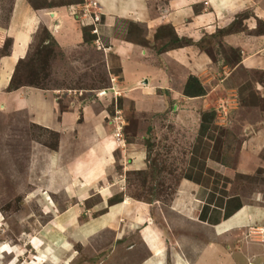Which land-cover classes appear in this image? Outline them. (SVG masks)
Returning <instances> with one entry per match:
<instances>
[{"label": "rangeland", "instance_id": "1", "mask_svg": "<svg viewBox=\"0 0 264 264\" xmlns=\"http://www.w3.org/2000/svg\"><path fill=\"white\" fill-rule=\"evenodd\" d=\"M11 1L0 0V26ZM28 2L52 7L82 0ZM93 6L79 5L77 19L81 28L90 27L92 41L64 54L40 30L8 80L51 101L56 122L61 114L72 112L74 118L54 131L32 115L29 103L15 111L0 105V264H139L156 247V229L164 243L161 264H264V73L237 70L210 77L206 107L177 101L178 108L168 103L166 92L122 82ZM165 40L145 46L160 54L156 50ZM205 43L210 57L229 70L236 52ZM9 46L0 36V56ZM49 46L47 52L39 49ZM160 63L146 59L142 70ZM165 66L173 82L180 71ZM209 111L213 122L200 137V115ZM59 136L64 140L58 154ZM73 136H113L116 148L98 154L105 157L97 163L98 178H91L98 157L84 155L92 142L83 151L85 144L77 148V159ZM225 147L228 168L213 160L216 154L223 159ZM185 174L198 184L184 180ZM211 194L214 217L222 215L217 200L237 197L251 208L252 220L237 227L242 214L216 225L200 222V208ZM113 197L125 207L111 209L120 204L108 206Z\"/></svg>", "mask_w": 264, "mask_h": 264}, {"label": "crops", "instance_id": "2", "mask_svg": "<svg viewBox=\"0 0 264 264\" xmlns=\"http://www.w3.org/2000/svg\"><path fill=\"white\" fill-rule=\"evenodd\" d=\"M89 2L102 17L101 32L106 41V48L117 57L122 82L131 86L142 82L152 87L154 91L158 89L166 92L169 104L177 106L175 102L179 101L181 104L189 103L190 106L199 103V109L200 104L202 108L206 107L203 104L205 96L197 98L182 96V86L188 75L195 77L207 93V87L210 88L212 84L210 77L220 78L225 75L224 72L228 75L237 70L264 73V0H82V3L73 2L52 7H32L28 0H12L5 25L0 26V36L8 39L10 45L7 53L0 56V105L3 110H23L29 103L32 115L37 114V120L54 131L57 124L74 118L72 112L65 116L61 114L56 122L52 115V102H48L47 98L39 100L38 94L35 93L37 91L20 87L7 93L6 88L15 64L27 56L38 31L44 29L54 41L56 48L64 54L81 44L80 28L83 24L77 21L80 14L78 6ZM127 21L144 27V40L147 42L153 41L156 28L165 25L172 29L176 37L189 40L191 45L153 55L151 49H147L149 47L126 42L119 37L120 34L124 36L126 25L123 22ZM222 30H225L222 36L213 37L215 32ZM207 38L236 52L235 61L229 65V70H225L228 66L221 60H212L195 46L201 39ZM151 58H157L161 62L160 65L156 68L148 65L149 72L143 71L141 64L145 66V60ZM167 64L174 65L180 71L179 77L173 82L172 78H166V70L171 68L165 66ZM145 76L148 79L143 80ZM172 84L177 86V89H170ZM11 98L14 99L12 102L7 101ZM101 137L73 136L74 143L78 142L73 147L76 151L75 157L77 159L81 157L77 152L82 144H85L81 149L83 151L86 143L92 142V146L86 148L84 155L95 153L98 157L94 161L95 165L101 164L105 157L101 159L100 153L107 156L108 151L116 148L113 136H107L105 139ZM63 140L64 137L59 136L56 146L58 154L63 151L61 150ZM98 143H101L100 149ZM95 169L98 170H93L91 178H98L101 168L97 165ZM118 207L122 208L125 205L120 203L111 209ZM240 215V220L234 227L244 226L253 218L251 208L242 204V207L226 221ZM155 231V239L158 238L154 243L156 247H153V250L149 249V257L139 264H161L164 243L160 232L157 229Z\"/></svg>", "mask_w": 264, "mask_h": 264}, {"label": "trees", "instance_id": "3", "mask_svg": "<svg viewBox=\"0 0 264 264\" xmlns=\"http://www.w3.org/2000/svg\"><path fill=\"white\" fill-rule=\"evenodd\" d=\"M66 3H62L60 5H65ZM100 22L102 23V17L99 16ZM126 25L125 28V32H124V37H122V39L126 42H130L139 46H145L147 44V41L144 40V35L142 36V38H140L138 41H134L132 40V36L135 33H145V29H143V27L132 23V22H123ZM89 29L90 27H82L80 32H81V36H82V41L83 43H89L90 41H92L93 36L89 35ZM43 33H44V41L51 39V37L48 35V33L42 29ZM225 30L222 31H217L215 32V34L213 35V37H220L224 34ZM141 35V34H140ZM153 41H158V40H162V39H166L165 43L162 44V48H158L156 50V53H160V52H166L168 50H172V49H179V48H183L185 46H189L191 45V42L189 40L183 39V38H178L175 36V34L173 33L172 29L168 26H159L158 28L155 29L153 37H152ZM207 40H210L209 38L205 39H201L197 44H195V46L199 49V51H203L204 53H206L207 55H209L210 57V47H209V43H205ZM51 46L55 47V43L53 42V40L51 39ZM41 45H43V41L41 43ZM219 45V44H218ZM146 47V46H145ZM50 46L48 47V49L46 48H41L39 47L40 50H44L45 52L49 51ZM213 60V58H211ZM22 60L17 61V63L15 64V68L17 67V65L21 64ZM13 78L11 77L10 81L8 82L7 91H13L16 90L22 86H18L13 84ZM181 94L183 97L185 98H197V97H202L205 94L204 89L202 88V86L200 85L199 81L191 76L188 75V77H186L183 86H182V90H181ZM213 118H214V112L213 111H209V112H204L200 115V122H199V130H198V136L203 137L204 133L208 130L209 126L212 124L213 122ZM210 139V138H208ZM218 147V145H217ZM229 148V146H228ZM228 148L225 147L224 148V152H223V159H219L217 158V154L216 157L213 159L214 162L218 163L219 165L228 168L229 163L227 162V153H225L226 151H228ZM218 150L220 148H217ZM183 179L189 182H192L194 184H198V181L194 180L190 174H185L183 176ZM208 199H206L208 202H206L199 211V215H198V220L200 222H204L206 224L209 225H216L220 220H226L228 219L230 216H232L235 212H237L241 207H242V203L239 201V199L237 197H230V198H220L218 201V206L215 209L220 210V208L222 209V215H220V218L218 219V217H214L213 215L216 214L214 210L211 209L208 205V203L212 200L213 198V194L209 195V197H207ZM210 198V199H209ZM121 202V198L120 197H113L110 200L107 201L108 206L114 205V204H118ZM211 215L213 218L210 219L208 218L207 215Z\"/></svg>", "mask_w": 264, "mask_h": 264}, {"label": "built area", "instance_id": "4", "mask_svg": "<svg viewBox=\"0 0 264 264\" xmlns=\"http://www.w3.org/2000/svg\"><path fill=\"white\" fill-rule=\"evenodd\" d=\"M97 21H98V18H97V17H95V18H94V22H93V23H97ZM92 33H95V28H94V30L92 31Z\"/></svg>", "mask_w": 264, "mask_h": 264}]
</instances>
